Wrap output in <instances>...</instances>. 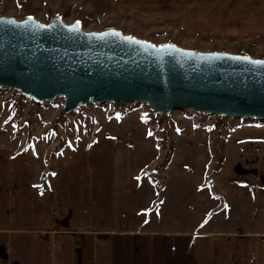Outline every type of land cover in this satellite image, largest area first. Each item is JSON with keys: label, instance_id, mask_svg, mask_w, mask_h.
<instances>
[{"label": "crops", "instance_id": "1", "mask_svg": "<svg viewBox=\"0 0 264 264\" xmlns=\"http://www.w3.org/2000/svg\"><path fill=\"white\" fill-rule=\"evenodd\" d=\"M86 1L116 11L126 4L264 11V0ZM10 143L0 142V264H264V175L255 183L248 173L221 170L215 196L198 187L204 176H188L200 162L172 156L159 193L140 175L148 165L132 161L130 143L117 153L73 141L54 156L42 142L25 150L22 141ZM128 161L137 170L122 173ZM182 182L194 184L193 197L174 190ZM238 183L247 190H232Z\"/></svg>", "mask_w": 264, "mask_h": 264}, {"label": "rangeland", "instance_id": "2", "mask_svg": "<svg viewBox=\"0 0 264 264\" xmlns=\"http://www.w3.org/2000/svg\"><path fill=\"white\" fill-rule=\"evenodd\" d=\"M104 8L107 11L86 0H0V19L61 23L89 33L114 32L155 48L264 62V11L252 14L235 9L215 14L204 5L183 4H126L118 11L109 4ZM7 139L12 145L22 141L19 150L42 142L50 156L80 141L89 146L105 143L117 153L126 152L130 143L128 153L137 155L132 161L137 167L148 165L140 175L149 177L159 193L172 156H190L200 162L186 172L191 179L204 176L198 187L215 196L223 190V181L215 183L219 172L248 173L255 183L264 175V118L241 115L231 107L214 111L158 108L149 102L93 98L70 109L65 94L41 99L12 87L0 73L1 144ZM128 163L122 165V173L137 170ZM239 183L232 190H247ZM180 188L193 197L194 184L178 183L174 190Z\"/></svg>", "mask_w": 264, "mask_h": 264}, {"label": "water", "instance_id": "3", "mask_svg": "<svg viewBox=\"0 0 264 264\" xmlns=\"http://www.w3.org/2000/svg\"><path fill=\"white\" fill-rule=\"evenodd\" d=\"M0 73L41 99L125 100L162 108H234L264 118V62L155 48L114 32L0 19Z\"/></svg>", "mask_w": 264, "mask_h": 264}, {"label": "snow or ice", "instance_id": "4", "mask_svg": "<svg viewBox=\"0 0 264 264\" xmlns=\"http://www.w3.org/2000/svg\"><path fill=\"white\" fill-rule=\"evenodd\" d=\"M28 19H32L31 17H29ZM77 26H78V22H77ZM115 34V33H114ZM245 59H247V58H245ZM151 134V133H150Z\"/></svg>", "mask_w": 264, "mask_h": 264}, {"label": "bare ground", "instance_id": "5", "mask_svg": "<svg viewBox=\"0 0 264 264\" xmlns=\"http://www.w3.org/2000/svg\"><path fill=\"white\" fill-rule=\"evenodd\" d=\"M33 22H36V21H33ZM36 23H38V24H41V23H40V22H38V21H37ZM41 25H42V24H41Z\"/></svg>", "mask_w": 264, "mask_h": 264}]
</instances>
